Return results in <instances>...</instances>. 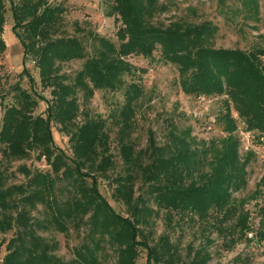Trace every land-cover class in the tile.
I'll return each instance as SVG.
<instances>
[{"label": "trees", "instance_id": "1", "mask_svg": "<svg viewBox=\"0 0 264 264\" xmlns=\"http://www.w3.org/2000/svg\"><path fill=\"white\" fill-rule=\"evenodd\" d=\"M6 1L0 0V57L7 50ZM101 1L105 14L120 22L117 42L80 27L71 35L64 0L11 5L12 31L51 99L37 92V81L24 69L20 76L27 77L32 91L17 83L11 101L4 103L2 97L0 102V233L12 232L1 264H138L142 251L147 264H210L214 241L206 234L211 228L227 250L243 240L264 242V204L257 229L246 207L252 200L264 201V175L254 196H234L248 184L254 155H241L237 122L264 137V47L218 48L219 27L208 20L165 23L161 16L177 0ZM234 1L240 8L227 5L230 20L235 11L246 22L260 20L259 0ZM156 52L176 67L185 94L226 98L227 136L213 140L209 151L194 147L190 130L176 126L164 144L149 130L147 145L138 147L137 108L145 91L125 79L136 71L128 58L151 59ZM74 61L83 62L81 69L74 75L64 72V65ZM97 90L123 91V105L110 115L114 136L107 119L85 111ZM40 100L47 103L46 115L36 114ZM53 125L68 136L72 156L56 145ZM35 154L49 169L20 165L17 170L26 180L12 183V165ZM120 164L121 170L110 175ZM102 178L111 180L112 198L123 205L124 214L100 192ZM40 207L44 217L34 219L32 212ZM184 228L206 235L203 245L183 247L174 235ZM72 230L83 232L84 240L66 262L56 254L59 243L40 233L68 236Z\"/></svg>", "mask_w": 264, "mask_h": 264}, {"label": "rangeland", "instance_id": "2", "mask_svg": "<svg viewBox=\"0 0 264 264\" xmlns=\"http://www.w3.org/2000/svg\"><path fill=\"white\" fill-rule=\"evenodd\" d=\"M17 0H7L9 9L7 14V23L4 38L7 43L6 52L0 57V102L4 97V103L11 101L12 88L19 83L25 89L32 91L27 77H21V73L26 69L37 81V92L50 100V92L42 90L39 84L38 70L32 60L25 59L24 48L12 31L13 18L11 5ZM54 4L62 0H52ZM68 7L65 21L67 31L73 35L76 28L92 30L98 35L117 42L116 33L120 26L115 17H109L105 14V6L101 0H64ZM260 20L245 21L239 11H235L233 21L227 17V7L235 6L234 0H177L169 12L161 16V20L170 23L177 19H186L195 23L202 21H211L218 25L219 33L215 41L218 48H241L250 50L255 46L264 47V0H259ZM228 5V6H227ZM229 7V8H230ZM240 8V6L237 7ZM235 8V9H236ZM241 27V28H240ZM128 61L136 68L133 75H127L125 79L128 82L139 83L144 91L145 96L137 108V132L134 139L139 148H144L148 143L149 130L154 131L159 144H164L170 137L169 133L172 127H178V131L190 130L191 139L194 140V147L197 149L205 148L209 151L208 146L213 140L219 141L227 136L226 121L224 115L229 111L225 105L226 98L215 97L207 98L204 96H195L185 94L179 84V74L175 66L164 63L156 52L151 59L132 56ZM83 65L82 61H74L64 65V72L74 75ZM124 103L123 91H104L97 90L94 97L88 104L85 111L89 112L92 117L102 116L107 119L108 124L113 129L111 132L114 136L116 128L112 126L111 113L118 110ZM46 101H39V107L36 114L46 115ZM231 111V110H230ZM2 110L0 107V129L2 125ZM232 115L236 117V112ZM84 115L82 116V119ZM236 136L240 139V152L243 157L252 152L253 158L247 168L248 184L241 191L234 194L237 199H247L254 196L258 182L264 175V137L255 132L246 130L243 122L238 121ZM53 137L56 145L63 149L65 153L72 156V150L67 135L62 133L56 125H53ZM117 154V150L115 151ZM1 155V154H0ZM36 154L29 160L16 162L10 168L15 172L11 182L20 184L25 182L26 178L23 173L18 171L20 165L34 169L40 168L47 171L49 167L44 161L36 159ZM204 158V153L201 155ZM207 160H211V155L207 154ZM121 170V164L118 168L111 171L110 175H116ZM99 189L102 195L111 203L113 208L124 214V207L112 198V182L107 179L99 180ZM262 202V203H261ZM264 204L263 200H252L247 204V208L252 212V225L255 229L259 227L261 217L260 208ZM32 212L34 219L44 217L43 210ZM159 232L163 231L164 224L159 223ZM181 238L174 235L176 239L181 240L183 247L192 243L199 248L205 242L204 237L207 235L214 241L209 248L213 254V260L210 264H264V242L253 240L252 242L243 240L235 248L227 250L223 244V238L217 230L212 228L208 230L205 236L199 233L197 229H185L177 231ZM43 237L48 241H57L59 248L56 251L63 261H69L73 258V249L83 242L84 233H78L72 230L68 236L56 231L41 232ZM253 234L249 237L251 238ZM12 237V232L8 234L0 233V264L6 255V245ZM235 261V262H234ZM138 264L146 263V253L141 252Z\"/></svg>", "mask_w": 264, "mask_h": 264}]
</instances>
